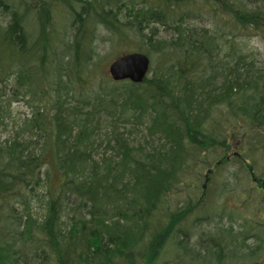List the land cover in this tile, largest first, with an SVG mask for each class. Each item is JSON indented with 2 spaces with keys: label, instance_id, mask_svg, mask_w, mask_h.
<instances>
[{
  "label": "trees",
  "instance_id": "trees-1",
  "mask_svg": "<svg viewBox=\"0 0 264 264\" xmlns=\"http://www.w3.org/2000/svg\"><path fill=\"white\" fill-rule=\"evenodd\" d=\"M12 1L0 0V20L10 15L0 24V82L15 67L16 85L39 99L48 96L49 110L43 105L28 119L38 139L0 145V264H236L224 252L222 232L206 231L208 245L187 249L186 227L199 222L204 196L211 200L212 171L200 172L191 204L172 209L167 196L176 202L180 193L185 200V166L200 151L216 158L214 171L227 164L229 140L210 123L220 107L241 126L243 140L255 144L252 152L264 154V67L240 52L233 57L235 45L231 58L216 63L217 32L194 27L204 5L211 12L205 18L212 12L225 17L233 37L241 30L264 37V0H27L22 11ZM62 12L71 20L67 42L52 22L53 13ZM32 23L39 29H26ZM98 27L113 42H132L128 51L160 52L164 59L169 53L174 61L139 83L99 74L97 88L85 86L78 74L84 80L96 75L97 64L89 63ZM110 82L128 86L121 92L106 86ZM42 85L49 90L40 92ZM143 114L146 136L132 142L133 131H121L120 124L134 126ZM99 144L113 155L94 154ZM243 167L255 188L264 189V173L254 177L251 165ZM37 185L47 192L43 216L24 209L22 217H12V200L21 198L28 209L26 195ZM246 234L242 240L252 233ZM168 244L174 254L162 255Z\"/></svg>",
  "mask_w": 264,
  "mask_h": 264
},
{
  "label": "rangeland",
  "instance_id": "rangeland-1",
  "mask_svg": "<svg viewBox=\"0 0 264 264\" xmlns=\"http://www.w3.org/2000/svg\"><path fill=\"white\" fill-rule=\"evenodd\" d=\"M12 2L18 5L17 8L21 11L22 7L27 8V0H23V3L22 0H14ZM63 9L66 11L65 8ZM194 10L198 12L197 9ZM201 10L203 17L194 21V27L197 29L209 28V30L217 32L216 45H214L215 49L218 50L216 63L221 61L222 64L226 58H231L228 56L231 54L229 48L231 45H235L237 50L234 52L233 57L235 53L237 54V52H240L248 56V58L253 59L256 64H260L264 67V37L262 35H255L251 34L249 31L241 30L240 33L242 34L233 37L232 29H230L231 32L226 31L228 30V24L226 25L227 20H224L226 19L225 17L217 18L215 12H212L213 18H205L208 12L211 13L209 11L210 6L206 7L203 5L201 6ZM52 16L54 29H58L60 36L67 42L70 38V29H72L70 25V16H67V14L63 12L60 14L53 13ZM9 18L10 15H4L0 20V24L5 25ZM221 20L224 21L223 24L219 23ZM33 22H36V19H34ZM187 24L189 23L187 22ZM26 25V29H39L35 23ZM161 31L164 38H170L169 31ZM134 47L132 42H113L111 36L108 35L102 27L96 28L90 50L92 58L91 65L89 63V66L92 67L97 64L96 75L92 79L84 80L85 76L78 74L79 79L83 81L85 86L92 85L94 88H97L100 80L99 74H107V64L110 60L117 54L124 52V50H133ZM149 56L151 71L148 72L146 76L147 79L152 77L154 70L158 71L162 69L161 67L165 65V63L174 61L169 53L166 59L161 57L160 52H153ZM63 59L67 60V57L64 56ZM217 70L220 72L218 67L215 68V71ZM15 77L16 68L11 67L9 73L5 75L4 80L0 82V145L2 144L4 146L8 145L14 138L19 140L38 139V137L35 136V129L31 125H28V119L32 117V114L37 109L43 107L44 100L48 97L42 96V98L39 99L37 95L32 96L22 83L16 85ZM106 86H117L116 89L123 92L128 84L124 82H110V84ZM39 90L43 92L44 90L48 91L49 88L42 85ZM100 92H103L102 94L105 95L104 91ZM64 96H68L67 98L70 100L73 99L70 94ZM122 101L123 98L116 99L118 105H120ZM44 107L46 110H49L45 105ZM103 118L104 115L99 117L100 120H103ZM148 120V114H143L139 122L134 126L131 124H126L124 126V124L121 123L120 130L124 132L126 129L132 130L133 135L130 136L132 142L143 141L146 136L145 127ZM210 123L212 124V128L220 127L216 135L220 134L228 138L229 141L226 153L227 156H229V160L226 162L227 164L221 165L218 171H214V169H216L214 163L216 158L210 157L211 152L209 151H200L201 154L199 156L191 161H187L182 184L187 185V187L190 185L189 183H193V185L182 189L185 200L180 193L175 196L176 202H172L171 200L174 196H167V199H169L172 204L170 207L173 209L175 206H183L188 202L190 203V200L194 202L197 197V189L194 190V187L199 182L200 172L203 169H205L204 172L206 171V173L212 171L214 176L212 178V183L209 184L208 192V196L211 197V200L208 201L204 196V203L206 205H204L202 211L203 215L200 214V212L196 214V218H200L199 222L197 224L194 223L191 227H186L189 228L184 235L185 238L189 239V245L187 244L188 252H195L198 248L201 250L204 245L209 244L208 237L211 234L206 231H211L212 234L222 232L226 235L225 239L228 247L224 252H226L227 257H232L233 260L237 262L236 264H264V189L262 186L258 187L259 191L255 188L256 185L251 183L249 179L248 170L245 172L243 167L247 164L251 165L254 169V177L257 175L256 171L259 172V175H262L264 173V154L252 152V150L256 148L255 144L245 142L242 138L243 133L238 134L239 129L242 128L237 122H233L231 113L225 107H220L217 111L213 112V120L212 122L210 121ZM222 129H224L223 132ZM226 131H228L227 134H224ZM210 133L211 128L206 130L207 135H210ZM40 137L42 139L41 134ZM149 140L151 139L149 138ZM110 150L111 149H109L108 146L106 147L105 144H99L94 149V154L98 157H107L113 155ZM34 151L35 153H39L41 149L36 147ZM220 151L222 150L219 149V152ZM244 158H247V161H244ZM39 173L43 178L42 171H39ZM44 179L47 182L46 177ZM198 186L199 183L196 187L198 188ZM17 189L18 185L15 184L12 191L16 192ZM46 193L45 186L37 185L29 195H26L28 209L25 208L21 198L16 200L13 199L12 202L15 207V212L12 211V217H22V215H24V209H26V211L28 210L32 216L38 219L42 217L45 209ZM256 208L259 210L261 216L260 214H257V216L255 215L256 211H258ZM249 231L252 233L251 236H247L242 240L241 236L247 235L246 233ZM199 234L203 235V239L199 238ZM165 248L166 250L161 253L162 255L174 254L175 251L170 244ZM249 251L251 255L248 254Z\"/></svg>",
  "mask_w": 264,
  "mask_h": 264
},
{
  "label": "water",
  "instance_id": "water-1",
  "mask_svg": "<svg viewBox=\"0 0 264 264\" xmlns=\"http://www.w3.org/2000/svg\"><path fill=\"white\" fill-rule=\"evenodd\" d=\"M149 57L140 51L127 52L108 65V72L113 80L129 79L132 82H141L149 68Z\"/></svg>",
  "mask_w": 264,
  "mask_h": 264
}]
</instances>
